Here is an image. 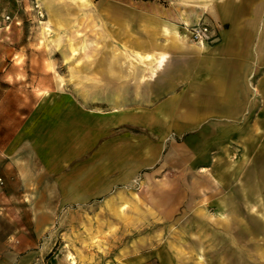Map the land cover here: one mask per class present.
Returning <instances> with one entry per match:
<instances>
[{
  "label": "rangeland",
  "instance_id": "374dc122",
  "mask_svg": "<svg viewBox=\"0 0 264 264\" xmlns=\"http://www.w3.org/2000/svg\"><path fill=\"white\" fill-rule=\"evenodd\" d=\"M38 2L45 17L32 2L0 0L11 16L0 21V167L12 157L54 163L51 150L12 151L20 134L82 126L89 147L58 158L70 165L61 179L81 168L88 200L49 204L57 210L51 255L61 264H253L227 233L258 229L264 244V107L258 123H243L241 138L221 141L222 150H205L207 140L165 124L155 132L154 108L106 103V73L120 70L90 69L108 51L102 18L82 0Z\"/></svg>",
  "mask_w": 264,
  "mask_h": 264
},
{
  "label": "crops",
  "instance_id": "0c3cea01",
  "mask_svg": "<svg viewBox=\"0 0 264 264\" xmlns=\"http://www.w3.org/2000/svg\"><path fill=\"white\" fill-rule=\"evenodd\" d=\"M82 1V9L102 18L101 39L108 44L103 60L92 62L90 69L102 70L107 63L121 71L108 69L105 76L106 103L113 110L154 108L149 122L155 132L165 124L178 136L207 140L205 150L226 148L221 141L241 138L243 123L260 121L262 109L256 110L264 107V0ZM200 22L217 28L220 42L191 41L186 28ZM78 126L67 130L64 123L45 124L36 138L18 134L12 143V151L51 150L54 163L35 165L12 157L1 165L5 185L0 188V219L10 225L0 226V264H61L59 254L51 255L57 245L49 220L57 210L49 204L88 200L81 168L74 165L73 178H60L70 165L58 155H80L90 145ZM229 230L231 242L241 240L247 261L264 264L258 229L238 237Z\"/></svg>",
  "mask_w": 264,
  "mask_h": 264
},
{
  "label": "built area",
  "instance_id": "2783aa9c",
  "mask_svg": "<svg viewBox=\"0 0 264 264\" xmlns=\"http://www.w3.org/2000/svg\"><path fill=\"white\" fill-rule=\"evenodd\" d=\"M19 3L32 2L36 13L40 17H45V12L42 6L39 4L38 0H16ZM11 20V16L3 13L0 10V21L8 22ZM186 36L194 42L197 43H209V42H220L221 36L213 25L205 22H200L186 28ZM5 185V179L0 176V188Z\"/></svg>",
  "mask_w": 264,
  "mask_h": 264
},
{
  "label": "bare ground",
  "instance_id": "6f19581e",
  "mask_svg": "<svg viewBox=\"0 0 264 264\" xmlns=\"http://www.w3.org/2000/svg\"><path fill=\"white\" fill-rule=\"evenodd\" d=\"M48 6V5H47Z\"/></svg>",
  "mask_w": 264,
  "mask_h": 264
}]
</instances>
